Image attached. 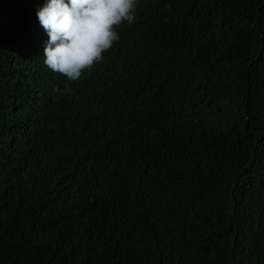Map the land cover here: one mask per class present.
<instances>
[{
  "label": "trees",
  "instance_id": "trees-1",
  "mask_svg": "<svg viewBox=\"0 0 264 264\" xmlns=\"http://www.w3.org/2000/svg\"><path fill=\"white\" fill-rule=\"evenodd\" d=\"M45 2L0 0V264H264V0H138L75 82Z\"/></svg>",
  "mask_w": 264,
  "mask_h": 264
},
{
  "label": "clouds",
  "instance_id": "clouds-1",
  "mask_svg": "<svg viewBox=\"0 0 264 264\" xmlns=\"http://www.w3.org/2000/svg\"><path fill=\"white\" fill-rule=\"evenodd\" d=\"M137 4L138 0H46L36 12L48 36L44 64L71 82L79 80L119 40L115 27L134 22Z\"/></svg>",
  "mask_w": 264,
  "mask_h": 264
}]
</instances>
